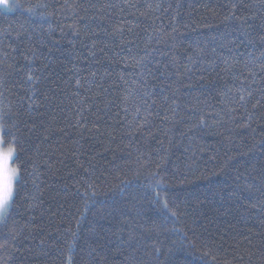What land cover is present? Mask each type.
<instances>
[{
  "label": "trees",
  "instance_id": "obj_1",
  "mask_svg": "<svg viewBox=\"0 0 264 264\" xmlns=\"http://www.w3.org/2000/svg\"><path fill=\"white\" fill-rule=\"evenodd\" d=\"M9 2L0 114L25 171L0 264H69V245L74 264H264V68L245 64L264 52V0ZM150 172L178 220L151 203Z\"/></svg>",
  "mask_w": 264,
  "mask_h": 264
},
{
  "label": "snow or ice",
  "instance_id": "obj_2",
  "mask_svg": "<svg viewBox=\"0 0 264 264\" xmlns=\"http://www.w3.org/2000/svg\"><path fill=\"white\" fill-rule=\"evenodd\" d=\"M3 3H6V0H3ZM109 6L114 7V5ZM41 7H43V5H41ZM259 38L262 42H264V34H261ZM247 56L248 59L245 60V64H248L252 61H258L260 63V66L264 68V52H261V55L259 57L254 56V53L252 52H249ZM225 63H227V61H225ZM33 78L34 77L31 74L27 77L28 81L30 82L33 81ZM29 99H31V97ZM243 99L244 97L241 96L240 100L242 101ZM33 107V103H29L26 106L25 111L31 113ZM23 144L24 139L19 123L16 120L12 119L8 113L0 114V152L7 154V168L11 170L10 187L8 195L3 204H0V220H6L7 215L9 214L12 207L16 204L17 198L20 195V182L23 179L22 174L25 171L23 162L20 160V154L23 151ZM32 167L34 172L38 170V164L35 160L32 161ZM36 179H38V177H34V183ZM145 180L148 181V183L143 185L145 192L151 193L152 191H155V195L151 197V203L157 205L160 208L161 212L164 213L166 220L169 218H174L178 220L179 217L182 215L181 206L176 199L170 198L172 196L171 193H167V188L171 185L172 181L167 176L163 175L161 172H150L149 175L145 177ZM127 183L130 184L131 181H128ZM37 187H39V185H37ZM94 187V185H89V188ZM156 189L163 190L167 194L162 196L161 191ZM96 195L97 192L92 191V197ZM30 199L31 201H33V203H30L29 206H35V197L33 196ZM88 199L91 200V197H89ZM137 199L138 197L133 194L132 200ZM137 214L139 215L140 213L138 212ZM142 228L156 234V244L159 246L154 245V251L157 253V255H159L162 252L163 246V241L160 240L159 237L166 229V225L156 224L152 227L144 225L142 226ZM173 231L180 230L178 228H174ZM74 235L75 233H73V236ZM203 248L208 249L207 251L203 252L204 256L212 254V250L208 244H204ZM71 253L72 245H69V264H74Z\"/></svg>",
  "mask_w": 264,
  "mask_h": 264
},
{
  "label": "clouds",
  "instance_id": "obj_3",
  "mask_svg": "<svg viewBox=\"0 0 264 264\" xmlns=\"http://www.w3.org/2000/svg\"><path fill=\"white\" fill-rule=\"evenodd\" d=\"M3 3V0H0ZM11 170L7 168V154L0 152V204L7 198L10 187Z\"/></svg>",
  "mask_w": 264,
  "mask_h": 264
},
{
  "label": "rangeland",
  "instance_id": "obj_4",
  "mask_svg": "<svg viewBox=\"0 0 264 264\" xmlns=\"http://www.w3.org/2000/svg\"><path fill=\"white\" fill-rule=\"evenodd\" d=\"M6 3H10L9 0H6ZM6 3H0V4H6Z\"/></svg>",
  "mask_w": 264,
  "mask_h": 264
}]
</instances>
